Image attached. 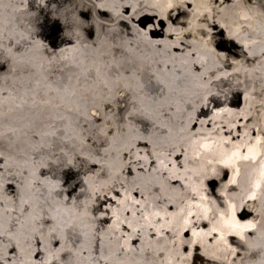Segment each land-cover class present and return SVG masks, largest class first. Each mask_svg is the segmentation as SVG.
I'll use <instances>...</instances> for the list:
<instances>
[{
	"label": "bare ground",
	"instance_id": "1",
	"mask_svg": "<svg viewBox=\"0 0 264 264\" xmlns=\"http://www.w3.org/2000/svg\"><path fill=\"white\" fill-rule=\"evenodd\" d=\"M166 3L0 0V22L17 25L15 39L30 37L16 44L6 31L0 38V87L19 98L13 82H24L21 102L29 142H36L37 134L45 141L48 133L64 135L61 101L74 90L87 95L85 90L101 79L128 83L134 75L146 76V65L137 56L148 53L126 51L138 47L137 33L164 41L155 48L167 45L169 69L182 64L207 96L206 106L194 113L189 106L179 120L154 113L173 130L167 137L159 126L152 132L158 149L167 141L166 156L159 157L166 167L152 158L148 143L139 142L150 158L147 169L139 168L136 176L128 167L119 183L101 188L94 203L89 204L90 186L103 185L109 177L91 167L65 170V157L31 176L0 168V209L12 207L11 216H0L11 233L0 236V264H264V105L259 103L264 95H249L254 85L264 83V77L257 79L264 73V0ZM242 16L254 19L245 24ZM162 67L155 65L157 71ZM122 91L114 88L111 102L93 108L87 122L85 117L73 120L77 147L85 135L98 157L105 158L100 129L110 125L108 137L123 131L127 95L121 96ZM146 94L160 103L150 87ZM128 122L148 134L145 121L129 117ZM212 133L215 145L206 152L200 153L199 145L188 147ZM60 146L56 141L55 147ZM29 181L35 188L41 181L58 183L60 190L52 197L29 192ZM27 198L30 204L19 210ZM102 254L109 259L102 260Z\"/></svg>",
	"mask_w": 264,
	"mask_h": 264
},
{
	"label": "clouds",
	"instance_id": "2",
	"mask_svg": "<svg viewBox=\"0 0 264 264\" xmlns=\"http://www.w3.org/2000/svg\"><path fill=\"white\" fill-rule=\"evenodd\" d=\"M141 2L149 3V0H136V6H140ZM37 3L43 4L44 0H37ZM171 3L172 0H167L166 6H171ZM125 19L129 18L125 17ZM252 19L254 17H241V20L245 24ZM6 31L15 39L14 34H18L17 25L10 21L0 22V38L4 37ZM28 39L30 37L27 34H20L19 39H15V43L21 44L22 41ZM136 39L138 47L128 48L126 51L130 55H136L141 49L148 53L147 55L137 56L146 65V76L141 78L140 75H134L128 83L119 80L110 82L101 79L95 87L85 90L87 95L75 90L69 93L67 99L61 101V105L66 110L65 114L59 117V119L65 121L61 125L64 131V135L62 136L57 135L55 132L48 133L49 138L45 141L37 134L36 142L27 141L24 137V128L26 126L25 104L21 102L25 89L24 82H13L14 88L19 86V98L13 94L12 90L0 87V158L4 160V163L0 164V168H4L5 172H7L8 168H12L19 175H23L24 171H27L31 176L40 169H49V162L55 165L59 163L60 157H65L67 158V164L64 166V169L67 170L71 166L73 171H79V168L73 164V155L63 146L68 145L70 149L75 150L76 155L84 157L89 165L95 163L99 166L97 175H99V172H104L109 177V181L103 185L95 188L90 186L92 195L89 204H91L95 202V195L100 192L101 188L107 189L109 184L119 183L122 178V172L128 167L132 168L136 176L140 175L137 171L139 168L143 167L147 169L150 158L145 154L144 149L137 147L139 142L148 143L153 153L152 158L157 159L161 167H166L164 160L159 157L166 156L167 141H165L164 148L158 149L152 139V132L153 129L159 126L163 130V137H167L173 130L168 123H159L153 114L167 112L170 118L179 120L181 114L188 115L189 106H191L193 113L198 110L201 104H205L206 106L207 96L194 84L193 80L189 77L187 69L182 64H175L171 70L169 69L168 66L172 61L164 58L169 52L167 45L161 49L155 48L156 44H164V41H151L146 33H137ZM193 62L199 63V61ZM156 64L163 66L160 71L156 70ZM261 77H264V73H261V76L257 77V79H261ZM146 87H150L156 92L160 103L154 102L153 98L146 94ZM114 88L123 89L119 93L121 96L127 95L125 105H122L125 106L123 131L121 132L117 129L113 137H108L107 127L110 125H106L104 129H100V137L106 138V146L101 148L100 151L106 159L89 156L77 147V141L80 140V137L78 132L72 131V122L73 120H79L80 117H85V122L90 120V113L93 108L102 109L104 103L111 102L109 96L112 94ZM5 91L9 92L8 97L3 96ZM252 92H259L264 95V83H261L259 87L254 85L250 90V96ZM259 103L264 105V100H260ZM129 117L145 121L149 125L148 134H142L137 126L130 124L128 122ZM180 132H183L182 128L177 130V135ZM95 139L99 143V138ZM56 141H59L61 145L59 148L55 147ZM124 153L128 154L126 161L124 160ZM2 175L4 173H0V176ZM84 180L87 183L89 178L84 177ZM28 190L29 192L42 193L48 197H52L53 193L60 190V185L58 183L50 185L41 181L40 188H35L33 182L29 181ZM64 199H67V197L65 196ZM24 204H30V198L21 201L19 210H22ZM4 212H7L11 216L12 207L8 206L5 209H0V216ZM7 228V223H0V236L11 235L7 231ZM101 259L107 260L109 257L102 254Z\"/></svg>",
	"mask_w": 264,
	"mask_h": 264
},
{
	"label": "rangeland",
	"instance_id": "3",
	"mask_svg": "<svg viewBox=\"0 0 264 264\" xmlns=\"http://www.w3.org/2000/svg\"><path fill=\"white\" fill-rule=\"evenodd\" d=\"M121 132H122V129H119ZM116 133V130L115 131H111L109 132V137H113ZM83 145L80 149V151L88 154L89 156H95V157H98L99 152L98 150L94 149L89 143L88 139H86L85 135L83 136ZM211 137H216V133H212L210 137H202L203 142H198L197 144L196 143H192V144H188V147H198V145L201 147V150H200V153H203V152H206V149H209V147H211L212 145H215L213 144L214 143V138H211ZM184 145L185 143H182V147L184 148ZM106 146V143L105 144H102L100 146V148L102 147H105ZM186 150V147L184 148ZM185 153L183 154V157H184ZM187 157V156H186ZM106 158V157H105ZM73 163L80 167L81 169L82 168H88V167H91L93 169H96V170H99V166L95 163H92L91 165H89L86 161V159L80 155H78L77 157H73ZM100 173H103L104 172H100Z\"/></svg>",
	"mask_w": 264,
	"mask_h": 264
}]
</instances>
